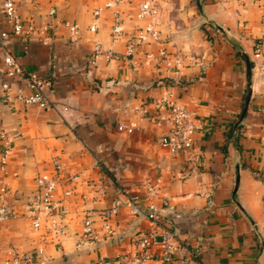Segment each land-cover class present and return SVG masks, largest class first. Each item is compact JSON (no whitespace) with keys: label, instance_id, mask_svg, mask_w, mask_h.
I'll return each instance as SVG.
<instances>
[{"label":"crops","instance_id":"obj_1","mask_svg":"<svg viewBox=\"0 0 264 264\" xmlns=\"http://www.w3.org/2000/svg\"><path fill=\"white\" fill-rule=\"evenodd\" d=\"M15 1L36 28L3 37L12 22L0 0V132L7 129L12 138L6 180L18 191L11 202L22 213L26 196L39 188L37 178L55 177L62 203L54 213L64 232L45 238V224L35 229L25 214L2 221L0 264L11 245L33 253L43 246L46 264H126L122 254L131 260L140 252L132 235L156 227L129 204L137 195L147 208L148 181L159 183L153 201L161 225L174 233L173 264H182L195 246L202 264H264V0ZM141 1L156 3L158 15H141ZM116 10L123 16L118 36L112 32ZM151 20L160 38L148 36L127 55L130 37ZM66 21L79 25L78 36ZM96 43L116 57L95 55ZM6 48L46 77L49 108L13 98L32 89L8 74ZM161 49L173 66L147 56ZM243 53L253 62L252 95L238 127L249 89ZM176 55L184 57L179 69ZM169 93L195 113L196 157L161 143L171 121L163 101ZM121 121L138 128L121 130ZM116 201L120 211L108 233L101 210ZM85 211L93 213L98 237L78 247ZM147 248L154 254L147 264H168L160 241Z\"/></svg>","mask_w":264,"mask_h":264},{"label":"built area","instance_id":"obj_2","mask_svg":"<svg viewBox=\"0 0 264 264\" xmlns=\"http://www.w3.org/2000/svg\"><path fill=\"white\" fill-rule=\"evenodd\" d=\"M114 3H119L121 0H112ZM4 12L12 22L11 31L2 32V36L6 37L12 33L15 35H27L35 30V24L33 22H25L19 14L18 6L15 0H4L3 2ZM139 13L141 15H149L156 17L159 13V9L156 3H150L148 1H141L138 5ZM56 8L51 7L50 13H55ZM122 21L123 16L120 11L114 12V19L112 23V32L115 36L122 35ZM65 25L69 28L73 37L78 36L80 27L77 23H71L66 21ZM150 36L153 39L160 38V31L156 27L155 21L151 20L145 25L138 27L132 37L128 40L126 54H133L139 44L147 40ZM95 55H104L108 61H111L116 57V53L105 48L101 43L94 45ZM261 54V47L257 46L255 55ZM147 56L150 58H157L164 60L168 65L173 66V58L165 49H161L159 53L153 51L147 52ZM175 65L178 69L184 63V57L176 55L174 58ZM5 62L7 64V72L11 76H20L25 79L32 91L29 93L17 92L13 98L21 100L28 105H36L41 108H49L51 106L50 100L43 91L44 85L47 83L46 77L41 75L37 71H31L26 69L19 58L8 48H6ZM95 62V59H92ZM4 89L9 88L8 83L3 84ZM11 98L12 95L8 94ZM171 110V121L169 128L165 134L161 137V143L170 148L173 153L184 152L190 157L197 156L196 150V132L198 130V123L195 118V113L188 105L178 101L172 93H169L163 98ZM119 128L128 132L135 131L138 126L134 124H128L124 121L119 123ZM1 139V152H0V170L2 175L0 176V222L7 219L18 217L21 215H27L31 218L32 226L35 229L41 228L45 224L44 237L56 236L64 232V225L60 217L56 216L54 210L62 203V201L55 197L56 190V178L55 177H38L39 188L34 192L26 196L24 211L21 213L12 204V198L16 197L18 191L12 187V185L6 180L7 164H8V152L12 147V138L7 129H2L0 132ZM56 169L58 173L63 174L64 164L60 159V155L56 156ZM68 179H71V175H66ZM98 191H103V184H98ZM159 183L154 181L147 182V208L143 206L142 199L135 195L130 197L129 204L132 206V210L135 213H145L156 226L151 232L140 235L134 233L132 239L134 243L140 248L139 254L129 260L127 254H122L121 259L126 264H147L149 258L154 254L149 251L147 246L151 242H161L163 244V252L161 258L168 264H173L174 256L173 252L177 248V244L174 241V233L171 229L164 227L160 223V217L157 212V207L153 199L158 195ZM86 198V195H82ZM121 203L119 201L114 202L110 207L103 208L101 215L105 222L104 226L106 232L110 233L113 230L112 220L115 219L120 211ZM62 213H67L68 208L64 206L61 210ZM98 233L95 226L94 215L90 211H85L82 218L80 239L77 243L78 247H81L85 243L93 242L97 239ZM0 244V252H1ZM200 248L199 246L191 247L189 249V255L182 258V264H202L199 258ZM47 257L45 248L43 246L38 247L35 253L20 249L16 245L9 247L8 256L5 259V264H34L39 262L40 264H46ZM103 263V261H101Z\"/></svg>","mask_w":264,"mask_h":264},{"label":"water","instance_id":"obj_3","mask_svg":"<svg viewBox=\"0 0 264 264\" xmlns=\"http://www.w3.org/2000/svg\"><path fill=\"white\" fill-rule=\"evenodd\" d=\"M246 62H247V67H248V74H249V89L246 95V100L243 106V110L239 119V122L243 119V117L246 115L247 109H248V105H249V101L252 95V62L251 59L249 57V55L247 53H243Z\"/></svg>","mask_w":264,"mask_h":264},{"label":"trees","instance_id":"obj_4","mask_svg":"<svg viewBox=\"0 0 264 264\" xmlns=\"http://www.w3.org/2000/svg\"><path fill=\"white\" fill-rule=\"evenodd\" d=\"M251 62H252V61H251ZM252 64H253V62H252ZM237 126H238V127L241 126V121L238 123ZM240 128H241V127H240ZM240 128H239V129H240Z\"/></svg>","mask_w":264,"mask_h":264}]
</instances>
